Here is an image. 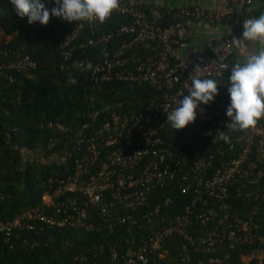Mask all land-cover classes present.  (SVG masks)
<instances>
[{
    "label": "built area",
    "instance_id": "1",
    "mask_svg": "<svg viewBox=\"0 0 264 264\" xmlns=\"http://www.w3.org/2000/svg\"><path fill=\"white\" fill-rule=\"evenodd\" d=\"M251 9L252 0H226L218 9L192 5L163 12L144 6L142 0H119L111 16L125 20L114 29L96 33L99 22H75L60 41V67L84 72L94 83H143L159 93L142 110L109 109L91 132H78L71 149L59 157L63 173L52 179L41 207L0 220L2 240L19 239L23 247L32 248L38 240H27L29 231L36 234L65 225L95 231L97 215L126 230L123 236L102 239L71 254L64 264H221L227 254H214L221 245L249 250L248 256L238 254L239 264H263L264 207L259 205L264 203V117L253 128L227 132L230 97L216 72L220 57L226 63L231 54L233 38H240L244 21L257 18ZM223 18H230L231 26L206 42L203 58L191 61L177 53L192 35L189 20L215 23ZM108 42L99 59L83 54L86 47ZM222 44L230 54L214 51ZM13 56L14 61L0 62V75L35 66L25 53ZM197 66L207 68L202 78L218 82V94L197 107L195 121L181 129L178 145L169 150L160 135L166 111L187 94L189 74ZM215 101L219 108L212 107ZM220 132L234 135L226 143ZM225 144L227 152L235 150L230 157L222 156L220 147ZM66 155L71 158L69 167ZM240 199L250 204L238 206ZM173 203L176 211L170 208ZM42 205L51 207L47 214ZM204 253L208 255L201 257Z\"/></svg>",
    "mask_w": 264,
    "mask_h": 264
},
{
    "label": "trees",
    "instance_id": "2",
    "mask_svg": "<svg viewBox=\"0 0 264 264\" xmlns=\"http://www.w3.org/2000/svg\"><path fill=\"white\" fill-rule=\"evenodd\" d=\"M44 2L49 11L57 6L55 0ZM158 9L164 11V8ZM162 15L164 22L167 19ZM27 19L16 14L10 0H0V32L11 35L0 43V51L4 50L0 52V62L14 61L13 53H25L35 61L32 69L11 68L0 75V220H11L41 207V194L54 185V177L63 173L64 165L58 162L59 157L63 151L71 149L78 132H91L106 118L109 109L118 112L142 110L150 105L148 99L159 93L143 83H94L84 72L60 67L59 44L75 21L69 23L50 16L49 23L44 26L39 22L30 25ZM124 20L113 15L94 31L112 30ZM109 45L108 42L86 47L83 54L91 60L99 59ZM69 77L75 78L77 83L69 84ZM212 107L220 106L215 101ZM160 135H163L165 146L172 150L180 141L181 130H172L164 121ZM220 148L224 150L223 157L235 153V150L227 152V144ZM64 162L69 167L70 156L66 155ZM236 204L247 207L250 202L240 199ZM42 206L46 214L51 209ZM259 207H264V203ZM170 208L176 211L175 204ZM95 218V231L69 225L43 228L37 235L29 231L27 240L32 237L38 240L32 248L23 247L19 239L5 242L0 235V264H64L71 254L84 252V248L102 239L121 237L126 231L117 224L103 221L102 217L96 215ZM170 243L173 256L177 240ZM260 246L264 248V243ZM225 253L227 258L221 264H239L238 254L248 256L249 250L241 246L227 249L221 245L214 252L218 257ZM262 254L264 264V251ZM207 255L204 253L201 257Z\"/></svg>",
    "mask_w": 264,
    "mask_h": 264
},
{
    "label": "clouds",
    "instance_id": "3",
    "mask_svg": "<svg viewBox=\"0 0 264 264\" xmlns=\"http://www.w3.org/2000/svg\"><path fill=\"white\" fill-rule=\"evenodd\" d=\"M10 3L21 19L28 18V24L39 22L44 26L49 23L50 16L61 18L69 23L87 21L103 24L119 7V0H55L57 6L51 11L48 10L44 0H10ZM246 41L251 43L246 45ZM252 45L255 47L253 48ZM230 46L241 54L231 68V75L228 78L227 91L230 104L226 110V116L230 122L225 127L228 129L227 132L245 131L255 127L264 117V12L257 18L246 19L243 23L242 36L233 38ZM214 51L230 54L223 44ZM224 59L225 57L221 56V62L216 66V72L219 74L221 69L229 67L228 64L223 63ZM87 68L92 69L91 62H88ZM206 69L197 66L194 72L189 74L191 85H186L187 94L183 95V99L174 101L177 106L172 111H166V124L172 130L184 129L194 122L197 107L200 104H209L218 94V82L212 78H202V72ZM68 83L75 85L77 81L69 77ZM227 132H220L219 137L226 143L230 142ZM51 188L43 192L41 196L49 192Z\"/></svg>",
    "mask_w": 264,
    "mask_h": 264
},
{
    "label": "crops",
    "instance_id": "4",
    "mask_svg": "<svg viewBox=\"0 0 264 264\" xmlns=\"http://www.w3.org/2000/svg\"><path fill=\"white\" fill-rule=\"evenodd\" d=\"M226 0H142L144 6H153L157 8H177L182 6L197 5L207 9L221 8ZM252 13L258 17L264 12V0H252ZM187 24L192 29V35L181 45L177 47V53L186 60L196 61L203 58L206 53V42L212 37L219 35L222 31L231 26L230 18H223L215 23H207L203 20H189ZM242 36V33L240 37ZM251 42H245L249 45ZM254 48L255 45H252ZM241 53H237L234 49L226 59L229 65L218 78L221 85L228 88V78L231 75V68L240 58Z\"/></svg>",
    "mask_w": 264,
    "mask_h": 264
},
{
    "label": "rangeland",
    "instance_id": "5",
    "mask_svg": "<svg viewBox=\"0 0 264 264\" xmlns=\"http://www.w3.org/2000/svg\"><path fill=\"white\" fill-rule=\"evenodd\" d=\"M9 37H11V35H4L0 32V43L4 42L5 40H7ZM33 156H35V154L33 153Z\"/></svg>",
    "mask_w": 264,
    "mask_h": 264
}]
</instances>
